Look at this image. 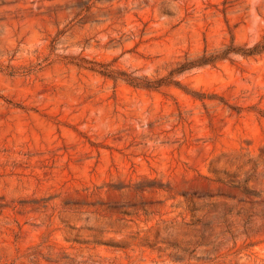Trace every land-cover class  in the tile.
I'll return each instance as SVG.
<instances>
[{
  "label": "rangeland",
  "instance_id": "obj_1",
  "mask_svg": "<svg viewBox=\"0 0 264 264\" xmlns=\"http://www.w3.org/2000/svg\"><path fill=\"white\" fill-rule=\"evenodd\" d=\"M0 264H264V0H0Z\"/></svg>",
  "mask_w": 264,
  "mask_h": 264
},
{
  "label": "trees",
  "instance_id": "obj_2",
  "mask_svg": "<svg viewBox=\"0 0 264 264\" xmlns=\"http://www.w3.org/2000/svg\"><path fill=\"white\" fill-rule=\"evenodd\" d=\"M261 51V50H260ZM259 50L255 49V46L252 48H247V49H236L235 46L232 44L227 46L226 49H224V53L222 54H203L201 57L197 59L196 62H189L187 64H181L178 66L176 69L171 70V74L174 73H180L183 72L186 69L195 67V66H201V65H209L214 62H216L219 59L224 58L226 55L230 53H239L242 55H253L255 53H258ZM76 64L83 66L84 64L81 62H75ZM93 63V62H90ZM102 67L101 64H97ZM100 66H96V64H90L89 66H85L90 70L96 71L104 76L114 78L115 76L109 71L106 70L105 68H100ZM121 79L126 81L128 84L135 86V87H142V88H147V89H154L162 85L163 81L162 78L156 79V80H150L146 76H135L133 75V72L131 73H126V72H121L120 74Z\"/></svg>",
  "mask_w": 264,
  "mask_h": 264
}]
</instances>
